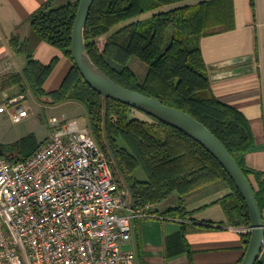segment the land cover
Masks as SVG:
<instances>
[{
	"label": "trees",
	"instance_id": "obj_1",
	"mask_svg": "<svg viewBox=\"0 0 264 264\" xmlns=\"http://www.w3.org/2000/svg\"><path fill=\"white\" fill-rule=\"evenodd\" d=\"M78 3L46 0L28 16L30 35L22 39L14 33L10 37L12 48L25 55L24 67L6 75L1 86L17 85L19 94L30 89L38 98L49 96L46 102L50 104L82 103L90 132L112 168L117 190L126 189L128 195L131 192L135 207L177 195L176 205L160 212L179 218L182 226L166 238L167 257L184 251L191 254L183 232L189 215L184 196L216 180H224L231 189L217 201L224 210L226 226H250L248 208L231 177L198 141L156 118H132L129 113L133 108L111 98L105 113L102 96L85 81L72 57L71 35ZM147 11L153 12L148 18H140ZM232 23V0H95L85 28V43L95 64L117 83L189 113L216 135L245 175L250 179L254 174L256 183L250 181L262 212L264 174L251 171L244 160L253 146L248 120L238 108L215 95L200 48L201 37L227 30ZM168 29L171 35L165 44ZM40 41L59 48L73 62L59 88L52 92H46L43 84L57 58L47 64L36 60L33 50ZM131 57L147 66L143 80L129 67ZM40 144L34 142L29 152L7 157L25 159ZM249 236L250 232L241 233L243 254ZM256 264H264L261 257Z\"/></svg>",
	"mask_w": 264,
	"mask_h": 264
},
{
	"label": "built area",
	"instance_id": "obj_2",
	"mask_svg": "<svg viewBox=\"0 0 264 264\" xmlns=\"http://www.w3.org/2000/svg\"><path fill=\"white\" fill-rule=\"evenodd\" d=\"M24 99L0 102V113L22 120ZM48 123V137L27 158L0 154V264H135V252L123 247L131 221L158 215L117 190L89 128L56 116ZM262 217L264 227V208Z\"/></svg>",
	"mask_w": 264,
	"mask_h": 264
},
{
	"label": "crops",
	"instance_id": "obj_3",
	"mask_svg": "<svg viewBox=\"0 0 264 264\" xmlns=\"http://www.w3.org/2000/svg\"><path fill=\"white\" fill-rule=\"evenodd\" d=\"M45 1L0 0V102L19 94L17 85L2 87L1 83L9 73L21 72L25 63V55L12 48L10 37L14 33L22 39L30 35L27 18ZM62 1L66 0H56V4ZM194 1L197 0H191ZM232 4V26L201 37L200 48L208 66L213 92L223 102L238 108L248 120L253 146L244 156L246 167L264 174V0H232ZM33 57L43 64L57 58L43 84L46 92L58 89L73 65L59 48L46 41L37 44ZM233 58L243 60L227 63ZM28 92L31 90L22 93L24 100ZM38 99L43 107L50 104L46 102L50 100L49 96L43 95ZM67 102L76 104L75 101ZM56 117L67 119L63 114ZM134 117L149 120L139 115ZM0 147L4 155H12L2 144ZM250 179L256 183L254 174L250 175ZM230 192L224 180H216L184 196L189 215L184 220L186 227L183 232L191 249L190 255L187 251L171 257L166 255L167 236L178 232L182 226L179 218L163 216L160 212L176 205V194L163 202L150 204V211L158 216L132 219L131 237L123 247L135 252V264H236L243 255L241 233L235 227L226 226L224 210L217 202ZM223 223L224 227L216 228Z\"/></svg>",
	"mask_w": 264,
	"mask_h": 264
},
{
	"label": "water",
	"instance_id": "obj_4",
	"mask_svg": "<svg viewBox=\"0 0 264 264\" xmlns=\"http://www.w3.org/2000/svg\"><path fill=\"white\" fill-rule=\"evenodd\" d=\"M95 0H79L71 35V52L75 66L85 81L104 100L105 113L109 98L129 105L131 108L170 124L194 138L204 146L224 167L242 195L250 215V236L240 264H256L264 248L263 217L253 185L235 158L220 139L203 123L189 113L162 103L159 99L131 90L109 77L90 57L85 43V28L91 6ZM243 58H233L227 63H236ZM0 154H4L0 147ZM130 205L135 199L130 192Z\"/></svg>",
	"mask_w": 264,
	"mask_h": 264
},
{
	"label": "rangeland",
	"instance_id": "obj_5",
	"mask_svg": "<svg viewBox=\"0 0 264 264\" xmlns=\"http://www.w3.org/2000/svg\"><path fill=\"white\" fill-rule=\"evenodd\" d=\"M152 12L147 11L140 18H148ZM170 35L171 29H168L165 44L168 43ZM128 65L135 71L139 80L144 79L147 72V66L144 63L135 57H131ZM137 65L142 69H139ZM26 96L27 99L22 104L29 107L27 117L15 122L7 113L0 114V144L4 146L7 152L14 153L17 156L29 152L31 144L34 142L39 143L50 132L51 128L48 122L53 115L60 116L63 114L67 119H76L80 125L90 128L87 112L82 103L75 102L76 104H74L66 101L59 105L44 104L43 107L42 102L40 103V100L32 92H28ZM129 115L132 118L139 115L149 119V116L136 109H131ZM140 173L142 175V172ZM260 257L264 262V248Z\"/></svg>",
	"mask_w": 264,
	"mask_h": 264
}]
</instances>
